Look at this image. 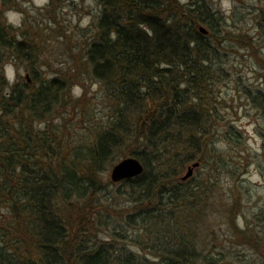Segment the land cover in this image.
Here are the masks:
<instances>
[{"label":"trees","instance_id":"trees-1","mask_svg":"<svg viewBox=\"0 0 264 264\" xmlns=\"http://www.w3.org/2000/svg\"><path fill=\"white\" fill-rule=\"evenodd\" d=\"M93 2L86 28L58 14L56 32L48 19L32 36L0 22V264H264V204L249 209L244 177L250 150L214 93L233 77L224 51L240 43L262 54L264 30L239 33L238 11L227 18L216 0ZM249 2L264 21V0ZM231 19L233 34L223 29ZM55 36L75 67L45 78L37 67ZM7 59L32 82H11ZM88 77L99 86L91 103L71 90ZM246 93L264 118V93ZM128 156L145 170L114 191L104 177ZM114 192L128 207L111 230ZM106 225L111 239H98Z\"/></svg>","mask_w":264,"mask_h":264},{"label":"rangeland","instance_id":"rangeland-1","mask_svg":"<svg viewBox=\"0 0 264 264\" xmlns=\"http://www.w3.org/2000/svg\"><path fill=\"white\" fill-rule=\"evenodd\" d=\"M56 4H53V0H0V22L6 23L15 30L24 31L28 36L34 35L36 32L35 27L39 25L41 28L44 22L50 19L53 23V19L58 14L59 20L63 21L64 24L71 23L72 26L78 28H86L91 22V13L93 11V0H54ZM187 1V0H183ZM249 1L253 0H216L217 5L222 8L225 12L227 18L234 11H238L240 14L237 17L241 18L239 23L243 26L244 30H240L239 33L247 34L251 36H256L257 33L263 32L264 21L258 18L256 12L249 9ZM245 16H247L245 18ZM58 17V16H57ZM50 23V25H51ZM54 24V23H53ZM230 20V23H226L223 27L224 31L233 32L234 27L238 28L236 22ZM56 32V29L60 28L59 24H54L50 27ZM38 31H40L38 29ZM43 32V31H42ZM57 36L51 39V43L48 46V53L46 54L45 61L37 67L38 71H41V76L50 77L52 75L56 76L58 74L64 75L69 68L73 66V55L65 54L61 49L59 41L56 39ZM47 42V37L44 34L42 39ZM257 45V44H256ZM259 45V44H258ZM257 45V46H258ZM233 48L229 52L224 51L226 58L223 60L224 65L227 69L231 70L233 77L227 81H221L215 87L214 93L218 95V107L222 109L225 113V127L233 125L237 128L242 136L246 140L250 154L248 161L250 162L247 174H245V179L247 184L251 187L252 198L249 204V209L258 208L261 204H264V118L259 110H254L252 108L253 103L247 98L246 90H251L259 93V90L264 93V51L262 54L259 52H254L248 49L242 44H230ZM47 49V48H46ZM260 51V47L257 48ZM263 55V56H262ZM260 56L262 59L260 60ZM67 61V62H66ZM5 74L11 82L20 81L22 79H28L31 83V73L26 66H23L19 62H11L9 59L6 60ZM71 74V73H70ZM77 75V74H76ZM78 76V75H77ZM22 81V80H21ZM83 81V82H82ZM99 86L96 85L92 77L84 78L83 80H75V83L71 86L72 94L75 98L80 97L84 92L87 93L89 98V103L92 102L94 96L93 94L98 90ZM86 100V102H88ZM88 104V103H87ZM88 106V105H87ZM85 105L78 110L74 111V114H79L80 111L85 109ZM88 108V107H87ZM60 121V119H58ZM231 122V125L229 124ZM41 126V125H40ZM81 129L74 131V133L80 134ZM222 146L227 147V143H220ZM129 157V156H128ZM112 169V166L110 167ZM111 169L108 170L104 179L111 181ZM187 173V171H186ZM184 173L183 176L186 174ZM182 176V177H183ZM231 179L224 180L226 187H228ZM119 189V183L114 184L112 190L117 191ZM124 194V192H122ZM113 195L118 199L116 202L119 207L117 211L113 214H109L108 221L110 223V228L113 230L114 225L122 226L117 219L125 215L126 206V196L118 194L116 192ZM106 200V198L104 199ZM107 204V203H106ZM121 205V206H120ZM114 208V207H113ZM112 208V210H113ZM106 210V213H108ZM241 224L243 222V217L240 220ZM258 224L257 222L255 223ZM259 230L264 236V223ZM98 239L110 240V233L107 225L100 226L97 229ZM264 238V237H263ZM123 240V239H122ZM240 257H243L240 255ZM253 261V260H251ZM233 264V263H232Z\"/></svg>","mask_w":264,"mask_h":264},{"label":"water","instance_id":"water-1","mask_svg":"<svg viewBox=\"0 0 264 264\" xmlns=\"http://www.w3.org/2000/svg\"><path fill=\"white\" fill-rule=\"evenodd\" d=\"M200 30L203 33H207L204 27H201ZM200 166V163H194L191 165L187 173L182 177V180L186 181L191 178L194 174V171L197 167ZM143 163L136 157H126L120 160L118 163L114 165L111 170V180L115 183H119L121 181L138 177L144 172Z\"/></svg>","mask_w":264,"mask_h":264}]
</instances>
